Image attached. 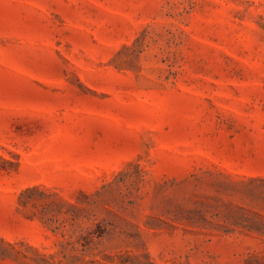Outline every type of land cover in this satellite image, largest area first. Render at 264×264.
Wrapping results in <instances>:
<instances>
[{
  "label": "rangeland",
  "instance_id": "rangeland-1",
  "mask_svg": "<svg viewBox=\"0 0 264 264\" xmlns=\"http://www.w3.org/2000/svg\"><path fill=\"white\" fill-rule=\"evenodd\" d=\"M0 264H264V0H0Z\"/></svg>",
  "mask_w": 264,
  "mask_h": 264
}]
</instances>
